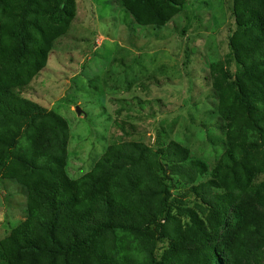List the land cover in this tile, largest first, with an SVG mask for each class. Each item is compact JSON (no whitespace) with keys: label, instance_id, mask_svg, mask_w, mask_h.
I'll return each instance as SVG.
<instances>
[{"label":"rangeland","instance_id":"rangeland-1","mask_svg":"<svg viewBox=\"0 0 264 264\" xmlns=\"http://www.w3.org/2000/svg\"><path fill=\"white\" fill-rule=\"evenodd\" d=\"M4 1L0 96L54 112L61 127L52 117L32 127L0 111V134L16 132L15 153L42 165L31 171L10 160L2 172L0 264H100L69 251L52 261L19 246L21 230L44 236L51 218L36 186L60 179L61 198L74 200L60 221L65 233L79 227L82 211L102 219L96 210L107 198L137 212L154 200L166 211L142 232L102 236L113 260L103 264H197L209 247L224 264H264V0H182L159 11L145 0H70L67 24L45 16L61 0ZM25 6L37 13L28 30L46 55L18 64ZM240 84L252 110L240 104ZM56 134L64 164L45 170L47 156H61ZM110 158L120 168L90 190L88 175ZM156 178L169 191L166 204L138 191L144 182L155 188Z\"/></svg>","mask_w":264,"mask_h":264},{"label":"trees","instance_id":"trees-1","mask_svg":"<svg viewBox=\"0 0 264 264\" xmlns=\"http://www.w3.org/2000/svg\"><path fill=\"white\" fill-rule=\"evenodd\" d=\"M33 0H29V2ZM146 4L153 10L159 11L164 5L170 6H182V0H161L156 3L155 0H145ZM72 2L70 0H61L58 4L49 12H45V16L54 20L59 24H67L71 19L70 6ZM5 1L0 0V11L5 10ZM36 12L31 6H25L22 13L23 22H20L17 29V46L12 53V60L18 64L28 63V58L42 59L45 57L44 49L35 42L28 27L34 25L36 21ZM255 18L253 19V21ZM253 25L252 21L248 22ZM187 58H189L188 51L186 52ZM245 73L248 76H252L253 70H246ZM240 104L248 110H252V104L249 100L248 92L240 84ZM0 111L6 112L13 118H26L29 121V125L34 127L41 119L45 117H52L56 121L57 126L61 127L59 122V116L54 112L46 113L45 110L39 109L31 102L21 99L14 94H4L0 96ZM2 134V133H1ZM0 134V178L3 170L7 167L10 160L20 162L25 168L31 171L41 168V164L37 162V156L35 154H18L15 153V149L18 144V134L14 132L10 136ZM56 141V148L61 156H47V164L44 166L45 170H49L51 165H61L63 162V154L65 152V144L62 142L60 135H54ZM4 146L6 148H4ZM14 149V150H13ZM140 150V149H138ZM144 152V150L142 151ZM119 156H122L123 160H126L127 154H121L118 151ZM106 161L107 163H105ZM114 159L102 160L97 168V171L88 175L86 181L90 190L99 189L105 182L112 171V169H119L120 166L113 163ZM139 164V163H138ZM156 187L152 188L149 184L144 182L143 188H139V192L142 194V199L156 198L158 195H162L161 202L166 204L169 191L166 184L160 179L156 178ZM65 180L60 179L48 183H40L36 186V192L45 201L46 207L51 210V218L43 223L44 236L33 232L30 229H23L20 231L21 241L19 242L20 248L30 254H44L48 253L52 261L60 259L63 256L64 251H69L75 256H87L88 260H94L97 263L103 264L104 262L110 263L113 260L107 258L104 251L99 247V240L106 233H132L142 232V226L148 227L157 214H163L166 211L157 203L154 202L149 205L148 212H137L126 206L122 201H116L113 198H107L103 200V203L97 208L96 212L103 213V218L92 219L87 211H82L78 214L77 219L80 225L77 229L65 233L59 230L60 221L63 213L70 208V205L74 201L72 198L64 200L61 198V193L65 188ZM154 187V186H153ZM145 229V228H144ZM242 240L241 245H245ZM226 251V256L230 257L234 251L231 245L225 244L223 247ZM227 261V260H226ZM231 264H235L233 258L229 259ZM197 264H224L221 260L216 249L209 247L202 252L200 251L196 258Z\"/></svg>","mask_w":264,"mask_h":264},{"label":"water","instance_id":"water-1","mask_svg":"<svg viewBox=\"0 0 264 264\" xmlns=\"http://www.w3.org/2000/svg\"><path fill=\"white\" fill-rule=\"evenodd\" d=\"M77 109H78V112H81V110H80V108H79V107H78Z\"/></svg>","mask_w":264,"mask_h":264}]
</instances>
